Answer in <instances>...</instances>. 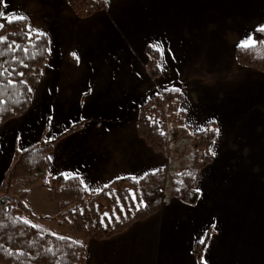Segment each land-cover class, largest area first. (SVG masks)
<instances>
[{
  "label": "crops",
  "instance_id": "0c3cea01",
  "mask_svg": "<svg viewBox=\"0 0 264 264\" xmlns=\"http://www.w3.org/2000/svg\"><path fill=\"white\" fill-rule=\"evenodd\" d=\"M16 16L48 36L50 58L28 110L0 126V188L16 150L79 122L50 153V175L98 191L166 167L168 157L138 136L137 120L148 98L178 88L191 129L218 130L198 202L172 199L123 233L91 238L86 264H198L193 248L208 234L204 264H264V73L235 59L264 27V0H110L88 18L66 0H2L0 19ZM148 46L160 54L156 79Z\"/></svg>",
  "mask_w": 264,
  "mask_h": 264
},
{
  "label": "trees",
  "instance_id": "16d2710c",
  "mask_svg": "<svg viewBox=\"0 0 264 264\" xmlns=\"http://www.w3.org/2000/svg\"><path fill=\"white\" fill-rule=\"evenodd\" d=\"M66 2L78 17L88 18L105 9L109 0ZM8 21L6 18L0 19V36L7 38L5 43H0V126L28 110L32 88L40 80L50 58L46 34L28 31L27 20L15 23ZM253 40L256 43L252 47L236 48L235 59L241 67L264 73V32L254 30ZM145 50L146 69L156 79L160 76L159 51L151 46ZM9 80L13 83L9 84ZM174 89H165L140 106L138 136L155 152L168 157V164L138 180L118 179L101 190L90 191L78 177L50 175L49 156L54 146L64 136L78 131L82 122L76 123L54 139L40 141L29 150H16L10 171L0 188V264H86V246L33 225L22 216V213H27L36 217L24 204V199L30 193L28 185L45 176L47 179L43 178L41 185L51 189L59 204L62 210L58 216L60 223L64 222L79 231L75 218H82V210L87 215L88 210H91L95 213L96 225L89 218L91 227L88 229L84 223L83 227L87 236L92 234L94 239L99 240L123 233L135 222L159 213L172 199L189 205L198 202L200 173L214 160L211 144L217 138L216 126L211 123L206 131H193L186 123L181 108L182 93ZM165 115L180 124V130L191 132L189 154L181 162L172 155L173 145L169 129L166 128ZM177 164L180 168H176ZM116 192L122 196L118 203L111 206L110 201L115 198ZM121 201L122 205L119 203ZM105 204L110 217L104 215V221H101L97 208L101 210ZM42 219L54 220L49 217ZM209 236L194 245L193 254L198 264H204L203 254Z\"/></svg>",
  "mask_w": 264,
  "mask_h": 264
},
{
  "label": "rangeland",
  "instance_id": "374dc122",
  "mask_svg": "<svg viewBox=\"0 0 264 264\" xmlns=\"http://www.w3.org/2000/svg\"><path fill=\"white\" fill-rule=\"evenodd\" d=\"M109 2H110V0H109ZM108 5H109V3H108ZM107 9H108V6L105 9H103V11H105ZM96 13H98V12H96ZM75 15L77 16L76 13H75ZM146 61H147V57H146ZM159 66H160V62H159ZM168 89H170V88H168ZM176 89H178V88H176ZM162 91H160L157 94H160ZM181 93H182V91H181ZM182 97H183V94H182ZM166 115H168V113H166ZM166 115L164 117L165 121L167 122L166 128L169 129L168 132L170 135V140H171L172 145H173L171 152H172V155L174 156L175 160H178L181 162L183 159H186L188 157L189 149H190L189 146L191 145L192 135L189 134L191 132H185V131L180 130V124H178L177 122L171 121L170 119H168V116H166ZM196 131H198V130H196ZM180 166H182V165H180ZM176 168H180L179 164L176 165ZM43 178L47 179L46 176ZM43 178L36 179V181H34L33 183L28 185L27 189L29 190L30 193L24 199V204L29 208L31 213L33 215H35L36 217H32L30 214H27V213H22L23 218H25L28 222H30L33 225H38V226L56 234V235L70 238L72 240H75V241L81 243L84 246H87L89 240L91 238H93V236H91L92 234L90 236H87L85 234V229L83 227V223L89 229L91 226L89 224L88 219L90 218V219H92L93 224L96 225V222L94 220L95 219L94 218L95 213L91 210H88V215H87V213H85V211L82 210V213H81L82 218L81 219L78 217L75 218V221L77 222V225L79 227V231L73 229L72 227L68 226L64 222L60 223V220H58L59 219L58 216L61 214L62 210L60 209V206L57 203V201L54 199L51 189L41 185V180ZM120 196H122V195H120L119 192H116L115 198L110 201L111 206L118 203ZM119 203H120V205H122V201ZM97 212H99L98 217H99V219H101V221H104L102 219V217L104 215L107 217H110L109 210H107V204H105L104 208L101 210L97 208ZM42 217H49V218H52L54 220H44V219H42ZM102 223L104 226L106 225L104 222H102Z\"/></svg>",
  "mask_w": 264,
  "mask_h": 264
},
{
  "label": "snow or ice",
  "instance_id": "6c2138e0",
  "mask_svg": "<svg viewBox=\"0 0 264 264\" xmlns=\"http://www.w3.org/2000/svg\"><path fill=\"white\" fill-rule=\"evenodd\" d=\"M0 2H2V0H0ZM4 7H7V5L4 4ZM26 19H27V17L16 16V17H15V20H9L8 23H15V22H17V21H23V20H26ZM27 30H28V31H31V28L29 27ZM260 31L264 32V27H262V28L260 29ZM38 34H39V35H43V33H38ZM6 41H7V38H6V37H2V36H0V43H5ZM255 43H256V41L253 40V39L250 37L247 41H245V42L241 45V47H242V48H249V47L254 46ZM71 55H72L73 57H75V58L77 59V61H79V57L76 55V53H72ZM158 67H160V66L158 65ZM8 83H9V84H12L13 82H12L11 80H9ZM174 91H179V89H174ZM217 132H218V130H217ZM162 134H163V133H162ZM49 159H51V157H49ZM25 223H27V221H25Z\"/></svg>",
  "mask_w": 264,
  "mask_h": 264
}]
</instances>
